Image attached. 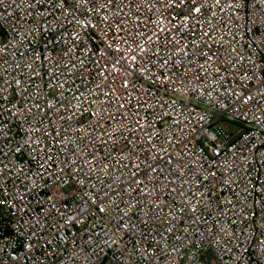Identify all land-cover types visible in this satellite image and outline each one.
<instances>
[{
	"label": "built area",
	"instance_id": "1",
	"mask_svg": "<svg viewBox=\"0 0 264 264\" xmlns=\"http://www.w3.org/2000/svg\"><path fill=\"white\" fill-rule=\"evenodd\" d=\"M0 264H264V0H0Z\"/></svg>",
	"mask_w": 264,
	"mask_h": 264
},
{
	"label": "rangeland",
	"instance_id": "2",
	"mask_svg": "<svg viewBox=\"0 0 264 264\" xmlns=\"http://www.w3.org/2000/svg\"><path fill=\"white\" fill-rule=\"evenodd\" d=\"M228 127L233 129L234 128V124L233 123H228Z\"/></svg>",
	"mask_w": 264,
	"mask_h": 264
}]
</instances>
